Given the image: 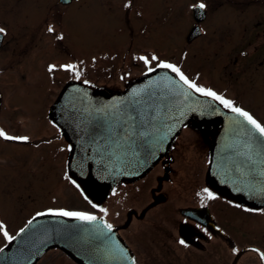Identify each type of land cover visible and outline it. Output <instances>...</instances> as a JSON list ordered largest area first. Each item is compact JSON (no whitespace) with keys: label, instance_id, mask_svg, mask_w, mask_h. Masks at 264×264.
I'll use <instances>...</instances> for the list:
<instances>
[{"label":"flooded vegetation","instance_id":"1","mask_svg":"<svg viewBox=\"0 0 264 264\" xmlns=\"http://www.w3.org/2000/svg\"><path fill=\"white\" fill-rule=\"evenodd\" d=\"M157 1L0 0V28L5 29V34H0V129L10 136L28 137L26 142L3 138H0V142L21 147L13 153L27 156L23 169L27 170L28 175H35L41 170L54 174V165H57L56 181L51 174V180L55 181L52 184L61 185L69 191L72 187L65 172L69 147L49 117V106L45 119H22L23 96L39 92L50 95L54 91L56 77H65L63 85L69 80L86 81L84 76L88 72L98 76L94 79L99 82L107 81L105 78L110 77L113 80L127 77L129 72H122L119 68L132 64L133 53L130 48L134 45L133 31L139 25L134 20L141 15L145 18L153 17L152 14L155 15L157 11ZM150 2L156 5L154 10L151 13L141 12L144 10L143 4ZM199 3L197 1L194 5ZM127 4L131 6L125 7ZM250 4L254 6L249 7ZM242 5L240 10L243 9L244 12L247 8L251 9V13H247V19L253 21L255 31L253 33L243 29L245 40H242L238 58L246 67L250 58L259 56L257 63L260 75L255 73L252 83L255 79L263 82L260 69L264 55V0H243ZM92 8L98 11L99 18L104 21L107 29L123 36L120 38V47L116 49L119 53L115 54L113 49L109 53L93 54L90 57L93 69L88 71L87 54L82 50L75 29L78 27L85 30L86 25L79 21V17L86 16L87 11ZM203 11L205 18L206 11ZM49 25L54 28V32H48ZM194 25L195 23L191 28ZM58 36H63V39H57ZM226 55L228 58L229 54ZM137 56L140 59L144 55ZM118 60L120 64L116 68L111 66ZM69 64L76 66L74 71L61 68V65ZM49 65H55L56 70L49 72ZM143 65L146 66L145 63ZM152 67L155 68L156 64ZM148 68L138 74L145 73ZM121 72L123 75L119 74ZM136 77H129V80ZM245 80L248 82L246 78ZM97 81L91 84L105 89L98 86ZM192 81L197 83L198 80L193 77ZM246 82L243 86L235 87L243 90V93L236 92L239 97L228 100L233 101L235 107L248 112L249 104L242 102V97L244 91L251 90L252 87L247 86ZM127 83V80L124 81L122 88ZM227 83L230 85L229 80H226ZM220 87L216 81L204 84V88L211 89L218 95L230 92L227 85L226 91H218ZM119 90L106 91L119 93ZM255 107L258 111H255V115L248 113L264 125V114L257 108L260 106ZM257 114L260 117L262 115L263 119ZM29 115L32 116L31 113ZM239 121L233 122L238 125ZM225 123V120L217 117L192 120L181 130L169 152L144 177L132 183L117 184L101 205L93 207L87 204L92 211L84 213L111 224L116 235L130 251L135 264H264V259L261 258L264 253V203L257 209L246 208L224 199L206 185V178L210 185L219 180L227 181L230 177V157H233L239 163L235 169L242 172L244 179L250 180L248 188L254 191L261 187V167L259 168L258 161L260 152L255 148L257 144L251 138L240 144L244 147L242 150L231 151V141L225 140V137L218 139V136L220 133L236 134L241 129L237 126L224 128ZM254 131L249 130L253 136ZM229 184L227 183L228 187ZM205 188L216 199H208ZM100 209H106L107 212ZM59 210L66 209L46 207L37 213H54ZM37 213L28 216L25 223ZM180 239H184L188 247L180 245ZM42 259L45 264L50 258L45 254L40 260Z\"/></svg>","mask_w":264,"mask_h":264},{"label":"water","instance_id":"2","mask_svg":"<svg viewBox=\"0 0 264 264\" xmlns=\"http://www.w3.org/2000/svg\"><path fill=\"white\" fill-rule=\"evenodd\" d=\"M191 11L195 25L186 36L187 43L202 34L198 24L204 19L203 10L192 7ZM49 117L69 147L65 163L67 180L91 205H101L117 184L144 177L169 152L181 130L192 120L212 117L225 120L224 128L241 129L236 134L218 136L231 141V151L242 150L240 144L251 138L257 144L262 182L258 190L249 189L250 180L235 169L239 163L230 157L227 181L210 185L206 178V185L224 199L246 208L257 209L264 203V137L256 131L253 136L249 132L251 125L243 117L218 100L189 89L168 69L147 71L119 93L69 80L51 104ZM234 120H240L238 125ZM30 220L23 232L19 230L1 248L0 264H36L53 249L74 264H133L126 245L113 228L108 232L103 227L107 223L100 218L90 223L43 212Z\"/></svg>","mask_w":264,"mask_h":264},{"label":"rangeland","instance_id":"3","mask_svg":"<svg viewBox=\"0 0 264 264\" xmlns=\"http://www.w3.org/2000/svg\"><path fill=\"white\" fill-rule=\"evenodd\" d=\"M197 1L206 4L205 18L200 23L202 34L187 43L186 36L194 24L190 7ZM242 1L158 0L155 9L157 11L155 15L152 14L153 17L145 18L141 15V17L134 20L139 25H136L133 31L134 45L130 48L131 53H133V57H131L133 65L119 68L122 69V72H129L127 77H122L120 80L116 78L113 80L110 77L105 78L107 81L102 80V82H99L94 79V77L98 76H95V74L90 75L88 72L84 76L86 81L83 82L91 84V82L97 81L98 86L105 87L104 90L120 89L119 91L121 92L125 88H122L124 81L127 80L129 83L131 81L129 77H136L139 72L149 67L148 65L144 66V62L137 55L143 54L149 59L155 55L159 57L160 61L179 67L190 80L193 77L196 78L198 80L197 84L203 87L209 81H216L221 86L218 91L223 89L226 91L227 85L230 87V92L219 94L225 99L239 97L236 92L240 94V91L243 93V90L237 88L245 84L246 78L248 81L246 82L247 86L252 87V89L244 91L242 102L249 104L251 109L249 108L248 112L253 115L258 112L255 105H259L260 107L257 108L264 114V81L255 79L254 83H252L254 74L258 72L260 75V67L257 63L259 56L250 58L246 63V67L238 58L242 40H245L243 29L246 28L253 33L255 31L253 21H248L247 19V13L250 14L251 9L247 8L245 12L243 9L240 10L243 6ZM150 3L143 4L142 8L144 10L141 12L150 11L151 13L156 5ZM37 5L39 6L40 3L38 2ZM150 5H153V7H150ZM251 6H254V4H250L249 7ZM164 7L168 9L166 8L163 11ZM98 14V11L92 8L87 11L86 16L81 17L80 15L79 21L81 20L80 22L86 25L85 30H80L78 27L75 29V33L78 35L79 42L82 45V50L87 54L86 68L88 71L93 69L90 62V57L93 54H105L113 49H115V54H118L119 51L116 49L120 47V38L123 36H118L110 28L107 29ZM140 23L145 25L141 26ZM138 35L139 37H137ZM251 36L253 39V34ZM226 53L229 54L228 58H226ZM262 57L260 70L263 80L264 55ZM227 60H229V63H227ZM157 63L158 61H151V66ZM119 64L120 61L118 60L116 64H111V66L116 68L115 66ZM122 72L119 74L123 75ZM64 78H55L54 91L50 95L39 92L38 94L23 96L24 115L22 119H45L47 108L48 106L50 108L61 90ZM226 80L230 81V85L229 83L226 84ZM236 86L237 88H235ZM257 115L259 116V114ZM260 118L263 119L262 115ZM18 148L21 147L10 146L0 142V225H3V228H0V249L10 242L4 236V231H7L8 235L13 237L16 234V230L23 228L26 224V218L41 211V209L46 207H64L66 211L70 212L92 211L90 204L87 205L88 203L82 199L73 186L69 191L65 190L61 185L55 186V184H52L56 181L57 165H54V174L48 170H41L35 175H28L27 170L23 169L27 163V156L24 154L17 155V152L13 153ZM51 174L54 176L53 180L55 181L51 180ZM62 196H66V198H62ZM55 250H50L46 253L50 259L45 264H74L67 257L65 258L60 251ZM40 259L36 264L44 263V260Z\"/></svg>","mask_w":264,"mask_h":264},{"label":"snow or ice","instance_id":"4","mask_svg":"<svg viewBox=\"0 0 264 264\" xmlns=\"http://www.w3.org/2000/svg\"><path fill=\"white\" fill-rule=\"evenodd\" d=\"M130 4L125 5V7H130ZM193 7H196L198 9H205L206 4L201 2L198 5H194ZM48 32L52 33L54 32V28L49 25L48 26ZM0 34H5V29L0 28ZM57 39L62 40L63 36H58ZM140 59L149 66L148 71L153 72L156 71V68H163V69H168L173 73H176L179 77V79L183 82L184 85H186L189 89H193L196 92L202 93L205 96L212 97L215 100H218L221 104H223L226 108L231 109L232 112L236 113L238 116L243 117L244 120L247 121L249 125H251L252 129H254L256 132L260 134V136L264 137V125L259 123L250 113L247 111L243 110L242 108L235 107L233 101L225 99L223 96L218 95L216 92L212 91L211 89H206L204 87L199 86L197 83L194 81L190 80L185 74L180 70L179 67H177L174 64L165 62V61H160L158 56L153 55L151 59H149L147 56H141ZM151 61H158L156 64V67L153 68L151 66ZM61 68L65 71H74L76 66L75 65H61ZM56 70L55 65H49L48 71L53 72ZM79 75V73H77ZM0 138H3L5 140H16V141H21V142H26L28 140V137H22V136H10L8 135L3 129H0ZM204 192L207 194V198L212 200L216 199V196L209 191L207 188L204 189ZM87 198V197H86ZM93 207H96V205H93ZM103 212H107L106 209H100ZM54 215H59V216H65V217H75L77 220H82V221H87V222H96L98 218L94 215H90L84 212H70L66 210H59L57 212L52 213ZM37 215H42V213H37ZM29 224L32 223L30 220L28 222ZM105 229H107L108 232L112 231V225L111 224H104L103 226ZM0 228H3V225H0ZM21 232L24 231V229L20 230ZM4 236L11 241L13 237L8 235L7 231H4ZM178 243L184 247H188L187 243L185 242L184 239L178 240ZM2 251V249H0ZM261 258L264 259V253L261 254ZM133 264H135V261H133Z\"/></svg>","mask_w":264,"mask_h":264}]
</instances>
